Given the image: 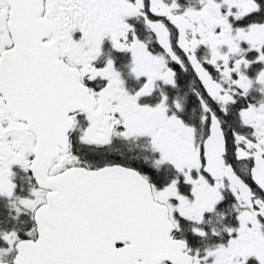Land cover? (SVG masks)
<instances>
[{"label": "snow or ice", "instance_id": "obj_1", "mask_svg": "<svg viewBox=\"0 0 264 264\" xmlns=\"http://www.w3.org/2000/svg\"><path fill=\"white\" fill-rule=\"evenodd\" d=\"M0 264H264V0H0Z\"/></svg>", "mask_w": 264, "mask_h": 264}]
</instances>
